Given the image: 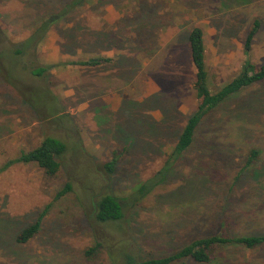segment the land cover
Wrapping results in <instances>:
<instances>
[{
  "label": "rangeland",
  "instance_id": "1",
  "mask_svg": "<svg viewBox=\"0 0 264 264\" xmlns=\"http://www.w3.org/2000/svg\"><path fill=\"white\" fill-rule=\"evenodd\" d=\"M70 1L0 0V61L13 73L0 75V168L49 136L68 147L54 177L33 163L0 174V264H112L121 253L161 258L221 233L263 236L264 81L204 118L191 148L161 172L199 104L189 32L204 31L217 92L247 59L264 65V0H93L26 55L13 54ZM92 59L110 61L76 64ZM69 182L72 192L56 200ZM142 184L157 186L139 199ZM103 193L119 198L122 221L91 219V201ZM47 207L40 232L18 242ZM207 264H264V244L216 248Z\"/></svg>",
  "mask_w": 264,
  "mask_h": 264
},
{
  "label": "trees",
  "instance_id": "2",
  "mask_svg": "<svg viewBox=\"0 0 264 264\" xmlns=\"http://www.w3.org/2000/svg\"><path fill=\"white\" fill-rule=\"evenodd\" d=\"M93 0H71L65 8L56 15H51L45 19L38 30L26 42H23L21 48L14 51L13 54L26 55L28 49L37 47L44 39L49 29L62 20L65 19L71 12L78 7L92 2ZM260 27V22L256 21L253 29L250 31L245 45L244 53L249 56L252 47V41L257 34ZM188 43L191 52V61L196 70L194 91L199 101L196 111L188 118L186 124L183 126L180 135L173 147L171 154L161 174L166 173L182 158V156L193 145L196 132L203 121L210 113L219 108L230 97L240 93L244 89L264 81V65L257 67L249 59L244 62L241 72L232 81L226 83L217 92H212L209 82V72L206 63V44L204 39V31L200 27L193 28L188 35ZM5 58L4 52L0 51V59ZM109 59L100 60L92 59L87 62H79L77 65L81 66H97L102 62H108ZM5 64V65H4ZM3 66V67H2ZM6 66V67H5ZM56 65H49L45 67H37L33 70V75L36 77H44ZM6 71V72H4ZM0 75L9 79L13 73L7 68L6 63L0 61ZM10 77V78H11ZM68 150L67 144L56 137H46L41 144L30 150L22 151L20 155L13 160L5 163L0 168V174L9 169L14 164H36L45 171L48 176L54 177L59 174L62 167V159ZM256 152H254V155ZM116 161L113 160L107 164L108 171H114ZM163 181V179L161 180ZM161 183V182H160ZM148 184H142L137 189L139 199L146 197L151 193L154 187ZM73 190L72 184L66 185L57 193L56 200L61 199ZM47 207L38 217L37 221L26 228L18 236L17 241L20 243H27L32 240L41 230L42 223L48 213ZM125 216L123 206L116 196L110 193H103L91 201L90 217L97 223H118L123 220ZM264 244L263 236H231L224 233L214 235L205 239H198L183 247L177 253L169 256L153 259H139L131 253H121L112 257V264H176L181 261L190 259L195 263L207 264L213 260V250L219 247H227L233 245L243 246L247 249H254ZM100 249V244L95 245L86 252L88 259H94Z\"/></svg>",
  "mask_w": 264,
  "mask_h": 264
}]
</instances>
